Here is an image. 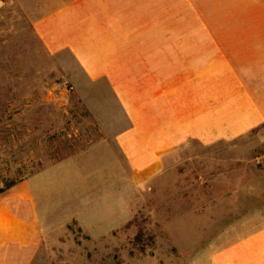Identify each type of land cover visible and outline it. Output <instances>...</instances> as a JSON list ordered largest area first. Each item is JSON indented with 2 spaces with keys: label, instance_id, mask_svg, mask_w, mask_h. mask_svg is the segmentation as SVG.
<instances>
[{
  "label": "rangeland",
  "instance_id": "374dc122",
  "mask_svg": "<svg viewBox=\"0 0 264 264\" xmlns=\"http://www.w3.org/2000/svg\"><path fill=\"white\" fill-rule=\"evenodd\" d=\"M70 1L0 0V197L37 188L44 222L32 264H205L222 235L247 233L248 205L263 203L254 159L264 128L185 141L138 177L115 142L126 124L118 99L35 31ZM248 185L255 197L233 193Z\"/></svg>",
  "mask_w": 264,
  "mask_h": 264
},
{
  "label": "crops",
  "instance_id": "0c3cea01",
  "mask_svg": "<svg viewBox=\"0 0 264 264\" xmlns=\"http://www.w3.org/2000/svg\"><path fill=\"white\" fill-rule=\"evenodd\" d=\"M35 31L88 82L108 85L126 118L117 148L140 178L185 141L264 128V0H71ZM24 188L0 197V264H32L39 249L37 188ZM246 209L247 233L222 235L205 264H264V200Z\"/></svg>",
  "mask_w": 264,
  "mask_h": 264
},
{
  "label": "built area",
  "instance_id": "2783aa9c",
  "mask_svg": "<svg viewBox=\"0 0 264 264\" xmlns=\"http://www.w3.org/2000/svg\"><path fill=\"white\" fill-rule=\"evenodd\" d=\"M254 162L256 165L264 166V154L255 157Z\"/></svg>",
  "mask_w": 264,
  "mask_h": 264
},
{
  "label": "trees",
  "instance_id": "16d2710c",
  "mask_svg": "<svg viewBox=\"0 0 264 264\" xmlns=\"http://www.w3.org/2000/svg\"><path fill=\"white\" fill-rule=\"evenodd\" d=\"M10 186H11V185H10ZM7 189H9V187H6V188H4V189H0V195L3 194L5 191H7ZM137 238H139V237H137Z\"/></svg>",
  "mask_w": 264,
  "mask_h": 264
}]
</instances>
